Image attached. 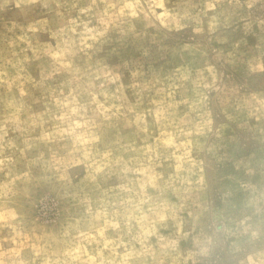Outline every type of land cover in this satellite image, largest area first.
<instances>
[{
  "label": "rangeland",
  "instance_id": "rangeland-1",
  "mask_svg": "<svg viewBox=\"0 0 264 264\" xmlns=\"http://www.w3.org/2000/svg\"><path fill=\"white\" fill-rule=\"evenodd\" d=\"M0 264H264V0H0Z\"/></svg>",
  "mask_w": 264,
  "mask_h": 264
}]
</instances>
